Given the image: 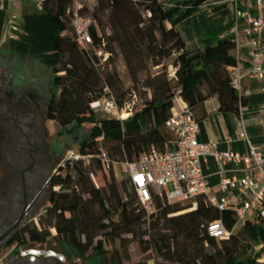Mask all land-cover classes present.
<instances>
[{
  "label": "trees",
  "instance_id": "16d2710c",
  "mask_svg": "<svg viewBox=\"0 0 264 264\" xmlns=\"http://www.w3.org/2000/svg\"><path fill=\"white\" fill-rule=\"evenodd\" d=\"M87 1H81L79 10L94 18L90 53L79 46L74 34L76 0H44L40 11L24 15L20 39L5 44L20 57L37 59L52 70L53 85L59 92H51L47 118L58 123L59 134L90 124L91 132L79 147L82 152L97 154L104 149L114 159L135 160L152 145L163 148L173 137L166 121L180 109L179 98L193 109L211 94H218L223 110L237 109L240 101L244 103L231 84L230 67L238 62L233 53L236 41L221 37L204 50L187 51L178 28L210 0L168 4L159 0H97L92 10ZM147 11L152 15L147 16ZM97 50L111 53L107 61L100 62ZM115 55L122 57L136 88L150 64L162 65V70L147 74L142 81L151 97L137 101L124 120L90 106L101 96L105 84L113 89L121 83L116 68L107 70ZM173 55L175 72L170 76L164 60ZM118 103L122 106L123 101L118 99ZM101 142L110 145L104 148ZM48 190L47 218L40 220L44 226L28 224L20 234L21 245L41 247L57 240L66 253L74 249L86 255L92 250L100 254L101 264H122L120 256L109 257L104 239L95 243L96 238L135 234L138 226L148 223L154 232L150 239L141 240L144 249L154 245L160 255L179 264H264V218L238 222L234 210L219 211L204 196L197 198L194 209L184 213L192 202L186 206L157 198L156 209L148 216L133 191L128 197L122 195L114 171L106 169L99 159L91 167L75 163L62 169L52 176ZM216 219H222L229 232L226 236L208 234V223ZM161 222L166 231L157 229ZM206 246L213 251H207Z\"/></svg>",
  "mask_w": 264,
  "mask_h": 264
},
{
  "label": "built area",
  "instance_id": "2783aa9c",
  "mask_svg": "<svg viewBox=\"0 0 264 264\" xmlns=\"http://www.w3.org/2000/svg\"><path fill=\"white\" fill-rule=\"evenodd\" d=\"M32 1L39 10L43 8L44 0ZM81 1L76 0L77 6L73 13L72 26L77 43L84 51L90 53L94 43L91 31L94 18L91 14L80 12ZM159 1L169 3L167 0ZM238 1L210 0L205 5L217 6L234 2L236 4L235 15L248 24L246 33L250 34L253 31L264 33V16H254L248 9L240 8ZM255 1L258 6L264 4V0ZM146 15L151 16V11H147ZM234 28L236 29L237 26ZM22 33L23 28L18 15L11 13L6 19L4 40L20 39ZM248 43L251 46L252 75L262 82L261 89L264 91V45L258 46L256 41ZM97 54L100 62L103 63L107 61L111 53L97 50ZM230 73L231 84L241 95L244 73L240 68L239 60L230 67ZM132 97V100L122 107L112 87L105 84L101 96L93 100L90 106L96 112L124 120L131 114L134 104L138 101L137 94ZM178 101L180 109L173 112L166 121V127L173 137L165 143L163 148L152 145L135 160L114 159L104 149L96 154L82 152L80 148H71L67 150L50 179L67 166L73 167L75 163H80L84 167H91L94 161L99 159L106 169L115 173L116 168L120 170L130 190L136 194L141 205L145 207L148 216L155 211L157 198L171 203L192 202L196 207L197 198L204 196L219 211L234 210L238 222L248 218H264V148L251 141L245 127L238 136L248 145L245 153L222 150L217 142H201L198 139L200 124L194 109L183 99L179 98ZM209 156H213L219 165L217 173L220 179L216 186L211 184L208 175L203 170V163ZM229 163L241 169L244 175L241 177L227 176ZM218 191L221 194L218 195ZM207 232L214 238H221L229 233L222 219L209 222ZM21 255L31 256L32 259L45 256L65 261L62 253L37 246L21 249Z\"/></svg>",
  "mask_w": 264,
  "mask_h": 264
},
{
  "label": "crops",
  "instance_id": "0c3cea01",
  "mask_svg": "<svg viewBox=\"0 0 264 264\" xmlns=\"http://www.w3.org/2000/svg\"><path fill=\"white\" fill-rule=\"evenodd\" d=\"M32 4H34L32 0H0V47L9 42L4 40L7 17L15 13L22 24L24 15L33 12ZM237 4L240 8L248 9L254 16H264V4L258 6L255 0H239ZM223 5L220 9L209 5L202 6L179 23L178 28L184 38L187 51L204 50L221 37H229L236 41L233 53L237 56L244 73L241 90L244 103L240 101L237 109L223 110L218 94H211L204 102L197 105L194 111L200 124L198 139L201 142H217L222 150L245 153L248 145L238 137L243 127L251 141L264 148V91L261 89L262 82L252 75L251 46L248 43L256 41L258 46L264 45V33L253 31L247 34L248 24L235 15L236 4L228 2ZM203 170L211 184L216 186L220 179L217 173L219 165L213 156H209L203 163ZM226 174L230 177H241L244 172L233 163H229ZM217 194L221 193L218 191ZM54 260L58 262L57 259Z\"/></svg>",
  "mask_w": 264,
  "mask_h": 264
},
{
  "label": "flooded vegetation",
  "instance_id": "af4514ba",
  "mask_svg": "<svg viewBox=\"0 0 264 264\" xmlns=\"http://www.w3.org/2000/svg\"><path fill=\"white\" fill-rule=\"evenodd\" d=\"M12 77L0 70V264H55L54 258L21 255L31 247L21 245L20 234L35 220L38 197L58 165L40 119L42 97L31 87L11 85Z\"/></svg>",
  "mask_w": 264,
  "mask_h": 264
},
{
  "label": "rangeland",
  "instance_id": "374dc122",
  "mask_svg": "<svg viewBox=\"0 0 264 264\" xmlns=\"http://www.w3.org/2000/svg\"><path fill=\"white\" fill-rule=\"evenodd\" d=\"M87 3L90 6V9L92 10L96 7L97 0H88ZM31 10L33 12L40 11L35 4H32ZM104 24L106 25L105 19ZM106 31H108L107 26ZM174 58L175 55L164 60V62L167 64V70L170 76H173L175 72V67L172 64ZM5 65H7L8 67H5ZM108 66L109 67L107 70L114 71V68H116L121 77V83L117 88H113V90L116 93L118 99L123 101L122 107L126 106L127 103L132 100V96L134 94H137L138 101L150 98L152 92L147 88L142 87V81L145 79L147 74H154L162 70V65L156 66L150 64L149 70L141 73V82L137 85L136 88V85H134L133 81L128 75V72L124 66V61L120 55H115L114 60ZM2 68L5 70V72L7 71L13 75L10 82L11 85L16 86L17 88H21L24 85L27 87H31L34 93L39 94L42 97L43 101L40 107V119L43 123L47 124L48 126L50 132L48 141L50 142L51 148L56 151L54 164L55 166L59 165V163H61V161L63 160L67 150L71 148H79L81 142H83L89 136L91 132V125L84 124L83 126L76 128L70 134H59L61 127L58 125V123L54 120H47V102L50 98L51 92H59V88L53 85L52 70L43 62H40L37 59L20 57L15 52L11 51L9 46L2 45V47H0V70ZM1 78H4V76H1ZM64 131H66V129H64ZM100 145L106 148L110 144L101 142ZM96 173L97 175L100 174L98 172ZM115 177L120 192L123 196L128 197V194H130L129 184L127 183L124 175L120 172L118 168H116ZM48 194V189H45L42 193H40L38 197V207L34 213L35 220L29 222L28 224H37L44 226L40 222V220L42 217L44 220H46L47 218L46 208L49 203ZM108 195H110L109 192ZM87 196L88 195H85V197ZM190 204L192 203H182V205L186 206ZM194 208V206H192L191 208H185L184 210H182L181 213L190 211ZM114 219L118 220L119 215L115 214ZM163 227L164 224L163 222H161L157 229H159L160 231H166ZM152 232H154V229H152V227H150L148 223H144L136 228L135 234L123 233L119 237H106L102 234L96 238L95 243L97 242V239L103 238L105 248L109 251V257L120 256L122 259V264H179L178 261L168 260L162 255H160L154 245L151 246L150 250L148 251L144 249L141 240L150 239V234ZM36 246V244L29 243V247L31 248ZM41 247L47 249H54L58 253H62L65 256V261L57 260L58 262H56L55 264H101L102 261L100 254L94 253L92 252V250H90L86 255H81L78 251L74 249H69V251H67L66 253L63 250L62 243L57 240L50 241L42 245ZM206 250L212 252L213 248H211L210 246H206Z\"/></svg>",
  "mask_w": 264,
  "mask_h": 264
},
{
  "label": "water",
  "instance_id": "95a60500",
  "mask_svg": "<svg viewBox=\"0 0 264 264\" xmlns=\"http://www.w3.org/2000/svg\"><path fill=\"white\" fill-rule=\"evenodd\" d=\"M59 169H60V167H59Z\"/></svg>",
  "mask_w": 264,
  "mask_h": 264
},
{
  "label": "bare ground",
  "instance_id": "6f19581e",
  "mask_svg": "<svg viewBox=\"0 0 264 264\" xmlns=\"http://www.w3.org/2000/svg\"><path fill=\"white\" fill-rule=\"evenodd\" d=\"M127 115V114H126Z\"/></svg>",
  "mask_w": 264,
  "mask_h": 264
}]
</instances>
